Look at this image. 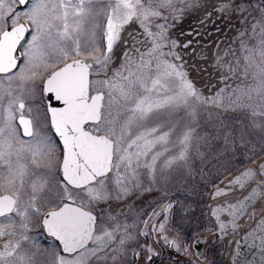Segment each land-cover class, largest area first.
<instances>
[{"label":"snow or ice","instance_id":"1","mask_svg":"<svg viewBox=\"0 0 264 264\" xmlns=\"http://www.w3.org/2000/svg\"><path fill=\"white\" fill-rule=\"evenodd\" d=\"M97 2L0 0V74H4L9 81L14 78L22 81L26 78L42 80V92L48 95L49 100L44 109V119H50L51 128L61 138L63 145V159L59 165L63 181L58 185L57 196L59 200L71 201L73 204L76 198L86 200L89 204L105 199L102 193L106 192L109 179L117 186H124L122 190L127 191L125 185H132L139 180L141 168L155 180L158 161L171 151L168 145L173 143V136L180 151L175 156L165 157L161 170L171 168L180 161L186 162L193 129L185 127L178 130L172 123L161 120L153 122V117L164 111L191 107L190 98L201 99L192 83L186 79L187 74L181 66L161 59L166 55L175 56V59H179V56L159 51L163 44L157 43L156 39L147 53L149 58L140 54L139 59L134 60L125 53L126 62L121 68L111 76L107 72L110 54L120 41L121 30L134 19L140 20L149 36L161 41L165 38L166 29L163 25L160 26L161 31L154 34L148 31L144 21L150 16H161L159 9L167 8L172 0H156L158 7H153V0H99L100 7L96 8L94 5ZM16 5L23 7L17 10L14 7ZM227 7L232 8L233 5L229 3ZM235 8L241 13L248 11L249 15V9L255 8L259 18L252 17L250 33L247 29L239 33L238 38L247 35L248 40H254L255 43L250 46L248 41L240 40L244 63L241 65L237 58L236 66H230V71L235 75L239 69V74L245 79L251 76L257 82L255 88L249 86L241 90L242 94L250 95L255 91L264 99V0H259L256 5L248 0L247 3L235 5ZM21 15L26 18V23L21 22ZM101 15L105 21L101 38L106 41L102 57L94 55L101 51V45L96 43L95 31L100 25L94 24L90 30L85 28L89 20ZM85 36L87 39L82 40ZM21 41H25V44L21 45ZM89 43L88 56L92 57L91 60L83 56ZM18 45L23 48L20 56L25 58L26 63L19 73L8 76L19 66ZM172 46H176L175 41ZM157 52L159 54L155 55ZM94 65L99 68L95 69ZM52 66L55 67L47 79H43ZM25 73H31V76L26 77ZM101 75V79L94 78ZM3 91L8 96L12 95L11 90ZM22 95L23 91L20 96L8 101L6 116L0 122V193H4L0 194V217L15 212L22 219L20 227L27 231L30 215L40 211L35 201L38 199L37 193L44 191L46 182L40 185L36 181L31 182L32 203L21 211L20 192L26 187V178L29 177V165L21 161L27 152L31 154V164L35 168L48 167L53 159V151L51 137L34 131L30 115L32 108L26 107ZM3 98L0 95V101ZM53 99L62 106L53 107L50 103ZM17 114L19 127L13 123ZM189 114L194 117V111ZM252 115L264 117V111H253ZM255 126L264 127L260 124ZM21 128L23 136L33 138L31 141L19 138ZM226 184L248 191L243 198L233 197L215 209L213 215L218 220L221 213L227 214L225 220L231 218L227 224L221 222L222 229L238 227L237 221L251 215L257 206L264 209V157H260L254 167L249 165L240 170ZM257 192L259 199L253 204ZM223 195H226L225 189L214 188L213 198ZM172 207L171 202L164 206L165 210ZM96 219L91 210H85L83 203L75 207L63 203L58 210L45 213L42 223L47 232L62 243L63 252L78 253L80 257L65 259L58 255L56 264H86L80 250L85 249L90 240L100 242L105 236L109 240L113 238L112 233L107 231L94 236ZM142 223L148 229V221ZM258 226L262 233L259 237L261 246L264 247V213ZM159 227L160 231H164L165 224L160 223ZM152 230H155V224ZM6 234H9L8 230L0 227V237ZM151 234L149 230L139 233L146 240ZM22 239L28 240L29 237L22 234ZM169 243L179 250L180 246L175 240ZM120 244H125L124 238L120 239ZM20 247L19 240L14 244L11 241L4 243L3 251H0V264H31V257L18 251ZM98 250L102 251L103 247L91 249L90 255L95 256ZM147 251L150 253L147 259L151 261L152 249L148 247Z\"/></svg>","mask_w":264,"mask_h":264},{"label":"flooded vegetation","instance_id":"2","mask_svg":"<svg viewBox=\"0 0 264 264\" xmlns=\"http://www.w3.org/2000/svg\"><path fill=\"white\" fill-rule=\"evenodd\" d=\"M206 2V0H197L192 5L189 0L180 2L172 0L171 5L167 8L159 9L161 16H150L145 20L144 24L147 25L148 31L154 34L161 31L159 22L164 21L163 27L166 31L163 42L154 36H149L138 19H134L129 24L124 25L120 33V41L114 45L110 54L111 59L108 63L107 71L111 72L120 69L121 65L126 62L125 53H128L129 57L134 60H138L140 54H144L146 59L149 58L147 53L153 47L154 39H156L157 43L163 44L159 51L164 53L172 52L180 56L181 69L187 74V77L190 73L192 74L189 77L192 78L190 80L193 87L203 91L204 87L213 88L214 84H219L220 80L216 78L221 76L219 73L220 66L215 64L214 55L216 54L214 47L210 48L211 43L213 46L219 44L220 32L217 26L219 17L215 14L211 15V13L206 14V12H209L208 9L216 5L220 6V2L211 0L210 3H207L208 7L205 10ZM97 5H100L99 0ZM14 7L20 10L23 6L16 5ZM153 7H158L156 0H153ZM20 20L26 23V18L23 15H21ZM212 21L214 22L213 25ZM103 24L104 16L101 18L102 30ZM157 24H159V27ZM101 34L102 32L99 33L96 42L101 45V51L94 53V55L102 57L103 45L106 44V41L102 40ZM173 41H175V47L172 46ZM24 44L25 41H21V45ZM90 47L91 44L89 43V46L83 52V56L89 60L92 59L91 56H88ZM137 49L139 52H137ZM22 52L23 48L18 45L19 66L13 71L25 66V58L20 56ZM165 57L173 61L172 55H166ZM94 68L98 69L99 66L94 65ZM101 78H103V75L99 77V79ZM42 83L40 85L42 93L40 96L23 99L26 107L31 106L32 108L30 115L33 118L34 131L40 135L51 137L53 159L50 166L35 168L31 164V154L24 153V159L21 162L29 165V177L26 178V187L20 192L19 208L22 211L32 203L30 199L32 189L29 186L32 181H36L37 185L46 182L44 191L37 193L38 198L42 199L35 201L40 211L36 215H30L27 221L29 226L27 231L20 227L22 219L15 212L9 213L6 217H0V227L6 228L9 233L0 237V251H3L4 243L11 241L14 244L19 240L21 247L18 251L31 257V264H56L58 255L63 256L65 259L79 257L78 253L69 254L63 252L61 242L46 232V228L41 221L46 212L58 210L63 203H69L72 206H80L83 203L85 210H91L97 218L93 225L94 236H97L98 232L104 231L105 217L106 223L110 227L108 232H111L112 236H114L113 241L107 242L111 248L116 250V255L113 257L117 263L259 264L253 263L255 258L253 255L259 254L257 248L259 241H243V237L255 226L256 221L264 213V209L259 206L255 207L251 215L246 218L242 217L237 221L238 227L232 228L229 226L226 229H222L220 224L221 222L229 223L231 218L229 217L228 220H225L227 214L221 213L218 220L213 213L211 214L210 209L213 207L214 212L222 202H227L233 197L242 198L246 194L247 189L242 191L238 186L222 185L243 167L249 165L254 167L255 163L259 162V159L225 172L217 168L212 173L214 178H218L214 184L209 181L210 178L206 179L207 167L200 168L198 182H195L192 186L189 184L187 175L181 176L180 179L163 183L156 177L153 180L146 174V170L141 168L139 180L132 185H125L128 189L127 191L122 190L124 186H117L109 179L106 182L107 190L102 193L106 196L103 200L91 204L86 200L81 201L79 198H76L74 204L71 201L59 200L57 196L58 185L63 181L62 171L59 167L63 159V145L61 138L51 128L50 119L47 121L44 119L46 98L42 92ZM9 100L7 99L3 102L5 107H3L4 111H0V122L6 116L5 109L8 107ZM58 107H61V105L59 104ZM26 115L29 114L26 113ZM13 123L19 127L18 114ZM19 138L23 141H31L33 139L32 137L23 136L22 128ZM13 160L15 161V157H13ZM42 163L44 162L42 161ZM207 183L210 185L207 186ZM215 187L225 189L226 195L211 198V191ZM257 195L259 196V192H257ZM258 196L252 202L253 204H256L259 199ZM194 200L197 203V207L191 208V201ZM169 202L172 203L173 207L165 210L164 206ZM162 217L165 219H162ZM144 220L148 221V229H145L142 223ZM11 221L15 223L12 224ZM160 223L165 224L164 231H160ZM153 224H155L154 231L152 230ZM142 230L152 232L147 240L144 236L139 235ZM22 234L27 235L29 239L23 240ZM261 234V231H257V236H261ZM121 238L125 239V244L123 245L120 244ZM173 240L180 246L179 250L169 243V241ZM101 246L103 247L102 251L98 250L95 256H89L91 249H99ZM148 247L152 249L153 258L151 261L147 259L150 254L147 251ZM104 248H106L104 240L97 242L93 239L87 243L85 249L80 251L83 253L86 262L93 257L100 258L103 262L105 257L106 260L114 262L109 254L104 256ZM36 258L37 260L34 262ZM257 258H260V256H257Z\"/></svg>","mask_w":264,"mask_h":264},{"label":"rangeland","instance_id":"3","mask_svg":"<svg viewBox=\"0 0 264 264\" xmlns=\"http://www.w3.org/2000/svg\"><path fill=\"white\" fill-rule=\"evenodd\" d=\"M174 1L180 2L184 0ZM238 1L239 4L242 2L246 3L245 0ZM258 2L259 0H251L253 5H256ZM189 3H192V5L194 4L192 0H189ZM94 7L99 8L100 5L96 4ZM249 11L251 12V15H249L248 11L243 13L240 12V20L243 26L246 24L248 31L251 32L252 17L255 16L259 18V12L255 8H251ZM102 16L103 15L89 20V22L85 25L86 30H90L94 24L100 25V27L96 28L95 30L96 42L99 37V33L102 32ZM157 26L159 27V24H157ZM85 37H83L82 40H84ZM257 39L259 38L257 37ZM214 49L215 54H219V49ZM161 59L168 60L165 56L161 57ZM257 59H259V57H257ZM172 60L173 61H170L169 59L168 61L175 63L178 66L182 65L179 62L180 60ZM53 67L54 66L50 67L49 70H51ZM152 67L153 69L155 68L154 59L152 62ZM19 72L20 69H17L8 73L7 75L13 76ZM107 72L109 76H111L115 71ZM46 74L47 73L44 74L43 79H45ZM191 75L192 74L190 73L189 76ZM25 76L30 77L31 73H25ZM189 76H186V79L191 82L190 79L192 78ZM99 77L100 76L94 78L99 79ZM216 79H219L220 82L219 84H214L215 86L213 88L204 87L202 91L194 87L201 99L196 100L194 97L190 98L191 107L173 111H164L153 117V122L161 120L167 123H172L178 127V130H182L185 127H191L193 129L192 140L186 153V162L180 161L173 164L171 168L161 170L163 159L168 156H175L180 151V146L178 142H176V137H172L173 143H169L168 145L171 151L165 153V157H161V160L158 161L157 164L156 178L161 182H170L174 179H180L183 175H187L189 177V184L192 186L195 182H198L200 168L207 167L208 172L206 173V179L210 178L209 181H211V183L213 182L214 184L218 178H214L212 173L213 171H216L217 168H219V170L221 169L223 172L229 171L235 167H240L245 163L250 164L251 161L254 162L260 157L264 156V127L255 126L256 124L264 125V117L252 115L253 111H264V105L256 106L255 104L250 103L253 101V99L250 97L251 94H242L241 90L233 89L232 92L229 94L227 93L226 95L225 92L233 87V83L226 79ZM247 79L251 81L248 85L251 84V87L255 88L257 82L253 81L251 76H249ZM41 83L42 80L39 78L35 81L27 78L23 81L19 78H14L12 81H9L5 75H0V95H3L4 97L3 100L0 101V111H4L3 107H5V104H3V102H5L7 99H14L17 96H20L22 91V99L26 97L40 96L42 94L40 89ZM4 89L11 90L12 95H6L3 91ZM253 93L257 92L253 91ZM224 98L225 101L223 102L222 99ZM206 100H215L216 102L206 103L204 102ZM217 103H224L226 108L218 106ZM193 111L194 117L189 114ZM249 157H252V159L250 160ZM209 185L210 184L207 183V186ZM191 206V208H194L195 206L197 207L195 200L191 201ZM109 228L110 227H108L104 217V231L102 230L101 232H98L97 236L103 235L106 230L108 232ZM113 240L114 236L111 240H109L107 236L104 237V243L106 245V248H104V256L109 254L112 256L115 263L106 260L105 257L104 262L100 258L93 257L92 259H89L86 264H127L125 262L117 263L115 261L113 256L116 255V250L111 248L107 242ZM36 260L37 258L34 260V262Z\"/></svg>","mask_w":264,"mask_h":264},{"label":"trees","instance_id":"4","mask_svg":"<svg viewBox=\"0 0 264 264\" xmlns=\"http://www.w3.org/2000/svg\"><path fill=\"white\" fill-rule=\"evenodd\" d=\"M197 0H192V2H196ZM206 4L204 6V9L206 10L208 7L207 3H210L211 0H206ZM220 2V6H214L207 11L206 14L211 13V15L215 14L219 17V23H218V28L220 32V39H219V44L217 46H213L211 43L210 48H217L219 49V54L214 55L215 56V64H219L220 66V78L221 79H226L233 83V87L229 90H227L225 93L229 94L230 92L233 91V89L237 90H246L247 87L251 86L248 85L250 80L247 78L245 79L243 76L239 74V69H237V74H232L230 71V66L235 67L236 66V60L239 58L240 64L243 65V53L240 51V40H246L248 41L249 45L251 46L254 44V40H248V36L245 35L244 37H240L239 33L241 31H245L246 29L248 30V27L246 24L241 23L240 20V12L235 8V5L239 4L238 0H217ZM247 3L248 0H245ZM231 3L233 5L232 8H228V4ZM243 3V2H242ZM212 21V25H213ZM159 24L164 26V21L159 22ZM249 32V31H248ZM250 33V32H249ZM235 53V55L233 54ZM173 59H175V56H172ZM180 60V56L179 59ZM232 80V81H231ZM243 81V82H242ZM224 93V94H225ZM250 97L253 99L252 102L256 106L264 105V99L261 98L260 95L257 93H251ZM223 102L225 101V98L222 99ZM218 106H221L222 108H226L224 103H217ZM219 109V108H218Z\"/></svg>","mask_w":264,"mask_h":264},{"label":"water","instance_id":"5","mask_svg":"<svg viewBox=\"0 0 264 264\" xmlns=\"http://www.w3.org/2000/svg\"><path fill=\"white\" fill-rule=\"evenodd\" d=\"M47 79V77L45 78V80ZM44 96H45V98H46V106L49 104V100H48V95L47 94H44ZM51 103V105L53 106V107H57L60 103H58V102H56L54 99L50 102ZM61 105V104H60ZM62 106V105H61ZM246 167V166H245ZM245 167H243L242 169H244ZM242 169H240V170H242ZM240 170L237 172V173H239L240 172ZM236 173V174H237ZM235 174V175H236ZM62 175H63V173H62ZM234 175V176H235ZM234 176H232V177H234ZM226 183H224L222 186H224ZM221 188V187H220ZM213 191H214V189L211 191V198H213ZM244 196H245V194H244ZM243 196V197H244ZM258 196V195H257ZM242 197V198H243ZM259 197V196H258ZM255 200V199H254ZM253 200V201H254ZM252 201V202H253ZM75 207V206H74ZM211 209V214L213 213V207H211L210 208ZM45 218V215L42 217V221H43V219ZM261 218V217H260ZM260 218L256 221V223H255V226L251 229V231L250 232H248L247 234H245V236L243 237V241H254V240H258L259 241V244H257V248H258V253L259 254H254L253 256L255 257L254 259H253V263H259V264H264V247H262L261 246V241H260V236H257V231L258 232H260V228H259V226H258V222H259V220H260ZM41 221V222H42ZM46 232H47V230H46ZM48 233V232H47ZM48 234H50V233H48ZM51 235V234H50ZM52 236V235H51ZM54 237V236H53ZM54 238H56V237H54ZM62 244V243H61ZM244 246H245V244H243ZM61 247H62V250H63V245H61ZM263 253V254H262ZM257 256H260V258H257ZM152 264H155V263H152Z\"/></svg>","mask_w":264,"mask_h":264}]
</instances>
